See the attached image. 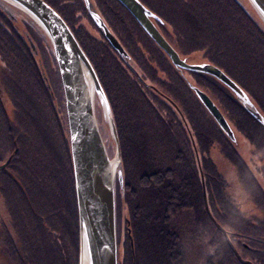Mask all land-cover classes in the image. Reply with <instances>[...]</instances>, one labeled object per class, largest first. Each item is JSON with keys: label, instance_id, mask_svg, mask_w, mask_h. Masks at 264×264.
Here are the masks:
<instances>
[{"label": "trees", "instance_id": "obj_1", "mask_svg": "<svg viewBox=\"0 0 264 264\" xmlns=\"http://www.w3.org/2000/svg\"><path fill=\"white\" fill-rule=\"evenodd\" d=\"M44 1L63 17L74 33L92 62L112 108L120 142L123 176L122 183L118 176L115 180L118 191L116 199L130 214L128 219L125 217V223L132 235L128 242L126 239L118 241V264H183L187 252L178 243L180 249L174 250L172 243L175 242L170 240L180 238L192 226L197 227L193 231L206 233L208 243L214 248L203 264H243L227 244L223 232L209 218L204 207L201 172L212 215L225 229L242 258L253 264H264V192L263 199L256 201L261 213H243L226 197L224 176L219 175L214 181L217 170L221 169L216 161V166L212 162L209 150L216 148V142L224 140V146H227L224 155L231 162L226 161L235 165L238 172L245 167L241 171L243 178L246 174L247 178L254 176L236 142L221 130L199 100L193 86L209 95L233 132L240 131L252 146L253 153L257 151L263 160L264 124L247 112L230 89L212 75L176 67L118 0L91 2L127 51L128 58L119 55L109 44L83 0ZM230 1L236 12H216L227 19L224 29L221 27L223 34L217 36L214 20H210L216 11V0H156L159 7L148 5L160 17L161 30L171 42L175 41L171 31L174 28L177 42L172 43L183 57L200 51L203 62L215 64L237 82L264 116L261 102L264 101V27L241 0ZM163 4L165 10L160 7ZM119 14H124L128 28L133 31L132 37L131 33L126 36L118 33L120 27L113 16ZM22 17L26 18L24 15ZM82 20L93 27L98 35L88 32ZM15 22L0 6V43L9 44L1 57L6 65L10 62L12 66L19 60L38 62L30 53H22L26 47L30 48L20 36ZM230 30L234 31L231 37ZM141 41H146L152 48L148 56L144 53L146 50L139 48ZM180 42L183 49H179L177 43ZM155 52L159 58H156ZM225 59H230L228 61L232 62V66ZM156 60L160 61L159 66ZM33 68L38 72L36 65ZM41 79L39 75V79L33 78L32 81L42 82L43 86ZM28 93V98L23 97L22 102L28 103V106L31 104L35 112L30 110L28 113L19 101L13 102L18 98L10 102L12 111L22 109L25 115L21 114V119L31 128L36 119V110L42 108L45 98L35 92L34 101V93L29 90ZM50 100V107H54ZM7 110L1 103L0 144L9 146V150L12 139H17V136L13 135ZM50 111L54 116L57 114L52 109ZM50 111L42 119L44 124L47 118H51ZM62 163L66 169L65 178L52 171L46 174L39 170L40 173L34 177H22L20 181L0 179V196L11 217L10 229L6 223L1 226L0 235H3L0 241L5 245L6 256L15 264H36V252L29 260L23 251L25 246L33 245L34 239L38 244L45 240L43 248L47 252L46 255L42 252L45 256L41 258L44 259L40 260L41 264H77V210L68 154ZM253 174L256 177V173ZM252 185L258 196L256 185ZM2 189L5 190L2 192ZM14 191L20 192V198L14 195ZM188 213L194 215L199 226L187 225L188 222L184 220L181 221L183 224L177 225L176 221L185 219ZM200 222L209 228L203 229ZM127 229L126 237L129 234ZM194 236L197 238L200 235ZM200 240H196V246L203 248L207 245L200 243Z\"/></svg>", "mask_w": 264, "mask_h": 264}, {"label": "water", "instance_id": "obj_2", "mask_svg": "<svg viewBox=\"0 0 264 264\" xmlns=\"http://www.w3.org/2000/svg\"><path fill=\"white\" fill-rule=\"evenodd\" d=\"M83 1L109 44L119 55L128 58L127 51L93 8L91 0ZM118 1L176 67L212 75L230 89L247 112L264 124L259 108L221 68L209 62H186L154 24L152 19H158L155 13L140 0ZM241 2L264 27V0ZM0 6L19 24V33H25L21 19L27 18L33 23L29 21L40 42L50 45L58 67L70 137L78 223V264H118L115 180L118 176L120 183L123 181L121 151L112 108L99 76L66 21L46 1L0 0ZM25 42H28L26 34ZM193 89L221 130L234 140V132L215 102L199 87L193 86ZM201 180L210 218L223 232L238 260L243 264H253L241 257L225 229L213 218L207 204L202 172Z\"/></svg>", "mask_w": 264, "mask_h": 264}, {"label": "rangeland", "instance_id": "obj_3", "mask_svg": "<svg viewBox=\"0 0 264 264\" xmlns=\"http://www.w3.org/2000/svg\"><path fill=\"white\" fill-rule=\"evenodd\" d=\"M148 4H150V5L153 4L154 6H158L156 0H151V2ZM160 7L165 10L164 4ZM215 8H216L215 14L211 16L210 20H214L215 34L217 36L219 34H223V31H221V27L224 29V26L227 22V19L225 16H223L222 14L218 15L217 13L231 12V10L236 12V8L234 9V6L230 0H216ZM113 18H115L117 20V25L120 27L118 30V33H120L122 36L124 34L126 36L127 34H130L131 32H133L132 30H130L128 28L129 24L127 23V20H125L126 18L124 17V14L114 15ZM12 21H14V20H12ZM21 21H22V25H23L25 33H19L20 36L22 37V39L25 40V34H26V38L28 41V42H26V45L28 46V44H29L30 47H32V51H33V54L36 55L35 56L36 59L42 63L43 67H45L44 66L45 61L46 62L50 61L49 53L50 52L52 53L50 45L49 44H42L40 42L37 34L35 33L32 25L30 24L28 19H21ZM82 23H83L84 28L88 32H90L94 35H98L96 30L93 29V27H91V26L89 27L88 23L86 24L83 20H82ZM14 25L18 27V31H19V24L17 22H15ZM183 25H185V24H183ZM170 26H171V28L173 27L171 24H170ZM171 31H172V34L175 38V41L174 42L172 41V42L176 44V42H177L176 31H174V28H172ZM230 31H231V33L229 34V36L231 37L234 34V31L233 30H230ZM199 35H200V33H199ZM132 36H133V33L130 34V37H132ZM204 38H205V36H204ZM177 44L179 45V49L184 48V46L181 42L177 43ZM7 45H9V44L0 43V57L2 56V52L6 51ZM33 47H34V49H33ZM139 48L146 50L144 52L146 56L149 55V53L152 49L151 46L146 41H141L139 43ZM155 55H156V58H159V56L156 54V52H155ZM155 55H153V56H155ZM52 57H53V54H52ZM185 58H187L188 62H193V63H199V62L203 61L200 51H194V52H192L190 57H185ZM0 60H1V58H0ZM225 60L227 61L226 63H228L229 65L232 66V62L228 61L230 59H225ZM24 61L26 62V66H27L26 68H24V62L22 60L18 61V66H17L16 70L13 68V66L10 62H9V65H6V67L4 65L2 67L0 66V78H1V82H2L1 85L4 89V91L5 90L7 91V93L5 94V98H2L3 100L0 99V104L4 103V105L7 109H9V110L11 109L9 116L11 119L10 121H12V129H14L13 135L18 137V142L21 146V150L23 153V156H22L23 160H24L23 162L27 163V161H26L27 158H29L30 160L33 159L37 164H39V165H34V163H33V170H40V171H43V173H44V172H47L54 165L56 159L59 161L62 158V156L60 155V152L58 150H56V148L54 146V140L56 139V141H57V133H58L57 115L54 116L52 111H50L51 109L54 111H57L58 107L57 106L50 107L51 100L49 101V99H51L50 97H52V96L49 92L54 91L57 98L63 97L60 100L59 108H60V111H63L66 113L65 100H64V96L62 95V93H63L62 89L60 88L61 81H60L59 73L52 72L51 67H45V71L47 72L50 83L52 84V89L50 91L48 90V92L46 93V91L43 90L42 82L39 83L36 81H32L33 78L39 79V74L37 73V70H35L33 68V65L31 64V62H29L28 60H24ZM156 61H157V64L159 66L160 61L159 60H156ZM54 63H55V66L57 67L55 60H54ZM226 63H225V66H226ZM10 66H11V68H9ZM158 66H156V67H158ZM189 77L191 78V76H189ZM24 89H27L30 92L34 93V98H33L34 101H35V92H37V94L39 96L45 98V102H44L42 108H38L36 110V113H37L36 114V123H37L36 129H33V125L30 128L28 125L25 124V121L23 119H21V117H22L21 114L25 115L23 112H21L22 109L19 108V109H16V111H12L13 105L11 104L10 100H13L15 98H18V100H13V102L19 101L21 104H23L25 106V108H27L28 113L30 112V110H33V109H31L32 108L31 104L28 106V103H26L27 104L26 105L22 102V98L25 96L24 95ZM263 93H264V90H263ZM263 93H261V94H263ZM261 96H263V95H261ZM263 100H264V98H263ZM261 102L264 106V101L261 100ZM35 108H36V105H35ZM33 111H31V112H33ZM49 111H50V115L52 114L51 118H47L46 123L44 124L42 122V119L46 115V113H48ZM54 117H56V121L54 120ZM41 124L44 125L45 127L42 128ZM54 126L56 128L55 129V135H54ZM50 128L51 129L53 128L52 132L49 130ZM118 140H119V138H118ZM222 140H224V139H222ZM224 141L216 142L215 143L216 148L209 150V151H211V158L213 159L212 162L214 163L215 166H216L215 163L217 162L219 165V168L221 169V170H217L218 175L213 177L214 181L216 180L217 176H219V175H220V177L224 176V177H222L224 179L223 182L225 184L224 193H225L226 197H228L230 203L232 205L236 206L237 208H239V210L241 212H243V213H249V212L261 213L262 210L260 209V207L257 206L256 201L263 199V197H262V195H263L262 192H264V170H263L264 169V165H263L264 160L262 159L263 156L261 154H259L257 151H254V153H253L252 146L247 142V140L240 133V131H237V132L234 131V140L233 141L236 142L240 154L242 153L245 156L247 163H248L247 167L253 173H256V177H255V174H253L249 171L251 173V175L254 176V178H255L254 179V178H250V177L247 178V174L245 172H243L244 175L246 174L245 178H243L241 171H244L245 167L240 172H238V168L235 165H234L235 166L234 167L232 164H229L226 161V159L227 160H229V159L227 158V155L226 156L224 155L226 152V147H227V146H224V144H225ZM119 144H120V142H119ZM54 150L56 151V153H54ZM20 164H21V162H20ZM170 178H171V176H170ZM226 181L228 182V184ZM252 184L256 185L255 190L258 191L259 197L255 195ZM116 186L117 185H115V197H116V192L118 193V191L116 190V188H117ZM202 190H203V188H202ZM202 194H203V192H202ZM14 195L18 196V198H20V192L17 193V191H14ZM206 198H207V196H206ZM203 200H204V196H203ZM208 208H209V205H208ZM205 209L207 210L206 207H205ZM115 210H116V236H117V241L120 242V241L126 239V241L128 242L129 238H132V235H131V233H129V226H127L125 223V217L127 216L126 218L128 219L130 214H129L128 210H126V207L121 203V201L118 198L116 199ZM209 211H210V209H209ZM3 213H4V210L2 209V202H0V215H2ZM191 214L192 213L185 214V216H184L185 219L176 221L177 225L183 224V222L181 223V221L184 220V222H186V223L188 222L187 225L192 226L193 224L194 225L196 224L197 226H199L196 223V220H194L195 219L194 215H191ZM5 216H6L5 220L0 219V233L2 231L1 226L3 223H6V225L10 229L9 225H10L11 217H10V215L7 216L6 214H5ZM209 218H210V216H209ZM213 218L215 219L214 216H213ZM211 221L213 222L212 219H211ZM215 221L217 222L216 219H215ZM200 224H201V227L203 229L209 228L208 226L205 227L204 223L200 222ZM213 224L215 225L214 222H213ZM126 228H128L127 231L129 233V234H127V237H126ZM195 228H197V227L192 226L190 231L188 229H186V233L181 234L180 238H178L174 241L170 240V242H175V243H172L173 244L172 246L176 247V248L174 247V250L184 248L185 251L187 252V257L185 256V258H183V259H185L183 261L184 262L183 264H203L206 256L214 252V248L208 243V235L206 233L204 234L200 231H193ZM216 228H217V226H216ZM194 234H198L200 236L196 238L194 236ZM1 235H3V234H1ZM1 235H0V237H1ZM199 238L201 239L200 243L207 244V245H209V247L207 245H205L207 248L205 246H203V248H202L201 245L196 246L195 242ZM167 240L169 241V239H167ZM131 241L132 240L130 239V242ZM226 242H227V240H226ZM177 243L179 244L180 248L177 245ZM45 245H46L45 240H42L38 244V242H35V239H34L33 245L31 244L30 246H25L23 248V251H25L24 254L30 260L32 258L33 252H36L37 257L35 256L34 261L36 264H41L40 260H44L41 258H43L46 255L45 253L47 252L46 249L44 250V248H43V246H45ZM234 247L236 248V246H234ZM184 249H182V250H184ZM4 250H5V245H3L0 241V264H9L10 262H11V264H15V261L10 260L6 256V253ZM119 250L117 252V260H118ZM42 252L45 255L42 254ZM121 253H122V251L120 252V256H121ZM77 264H78V259H77Z\"/></svg>", "mask_w": 264, "mask_h": 264}, {"label": "flooded vegetation", "instance_id": "obj_4", "mask_svg": "<svg viewBox=\"0 0 264 264\" xmlns=\"http://www.w3.org/2000/svg\"><path fill=\"white\" fill-rule=\"evenodd\" d=\"M140 1L145 5V7H147L149 10H151L154 13V11L149 7L148 3H145L143 0H140ZM155 15L158 17V19L153 18L152 20H153L154 24L156 25V27L159 29V31L162 33V35L166 38V36L164 35V33L161 30V27H162L161 26V19H160V17L157 14H155ZM167 41L179 53V51L174 47L173 43L170 40H168V39H167ZM29 48H30V50L26 47V49L22 50V53H28V54L30 53L31 55H33L32 57L36 56V55L33 54L32 47H30V45H29ZM33 49H34V47H33ZM179 55L186 62H188L187 58L183 57L181 55V53H179ZM49 57H50V61H48V62L45 61V65L44 66L45 67H51V71L57 73V68L58 67L55 66V63H54L55 59L52 57V55H49ZM0 58H1L0 66L2 67L4 65L6 67V63H5L4 59L2 57H0ZM188 63H193V62H188ZM31 64L32 65H36L38 67V72L37 73L42 77L41 80H43V86H42L43 90L44 91L45 90H49L50 91L52 89V84L50 83L48 74L45 71V67L42 66V63L39 62V60H38V62L37 61L36 62L33 61ZM13 66H14V69L16 70V68L18 66V62L13 63ZM9 68H11V66ZM24 68H26V62H24ZM178 68H180V67H178ZM180 69L181 70H186L185 68L184 69L180 68ZM186 71H188V70H186ZM58 72H59V70H58ZM59 77H60V75H59ZM60 81H61V79H60ZM1 83L2 82H1V78H0V98L2 100V98H5V94L7 93V91L6 90L4 91ZM60 88L62 89V92H63V88H62V84L61 83H60ZM49 93L52 96L50 98L52 99L53 105L58 107V110L56 111V113H57L56 114L57 115V122H58V126H57L58 127L57 128L58 133H57V141H56V139L54 140V146H55L56 150H58L60 152V155L62 156L61 159L64 160L65 156L67 154L69 155L70 163H71V171H72V161H71V152H70V137H69L67 116H66V113L63 112V111H60V108H59L60 100L63 97L57 98V96L55 95L54 91H50ZM29 94L30 93H28V90L24 89V95H25L24 98L25 99L28 98ZM62 95L64 96V93H62ZM10 111H11V109L7 110L8 116H9ZM36 124L37 123H36V119H35L34 125H33V129H36ZM41 126H42V128L45 127L42 124H41ZM55 129L56 128L54 126V135H55ZM49 130L52 132L53 128L52 129L50 128ZM17 139H18V137H17ZM6 142L8 144V139L6 140ZM8 147L9 146H6L4 143L0 144V148H1V150H0V179L1 180H5V181H9V182H11V181H20V180H22L21 179L22 177L28 178V177H31L32 175L34 177L35 175L40 173L39 170H33V163H34V165H39L33 159L30 160L29 158H27V160H26L27 163L23 162L24 160H23V157H22L23 153H22V150H21V146H20L19 142L16 139H12L11 146H10L11 149L8 150ZM54 153H56L55 150H54ZM61 159L59 161L56 159L54 165L45 173L49 174L52 171L54 173L59 174L60 178H65L66 177V169L64 168ZM20 162H21V164H20ZM72 173H73V171H72ZM59 180H61V179H59ZM4 190L5 189H2V192ZM0 202H2V209L4 210V213L2 215H0V217L2 216L0 219L1 220H5V218H6L5 214L8 216L9 215V211H8V209L6 207L7 205L5 204V202H4L3 198H1V196H0ZM75 203H76V201H75ZM115 203H116V197H115ZM117 246H118V241H117Z\"/></svg>", "mask_w": 264, "mask_h": 264}]
</instances>
